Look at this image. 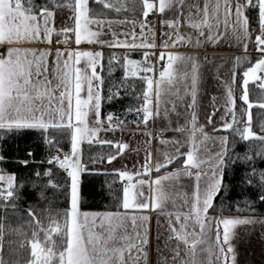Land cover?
<instances>
[{
    "label": "snow or ice",
    "instance_id": "6c2138e0",
    "mask_svg": "<svg viewBox=\"0 0 264 264\" xmlns=\"http://www.w3.org/2000/svg\"><path fill=\"white\" fill-rule=\"evenodd\" d=\"M137 3L140 5L139 17L130 20L128 14L136 15ZM66 8L72 12L73 24L60 29L51 26L56 12ZM157 12L161 14L159 23L162 28L170 29L161 32L159 45L155 42V24L147 19ZM166 12L171 15H163ZM122 13L125 15L120 18ZM182 22L189 24L195 36L185 37L180 33ZM121 36L125 39H120ZM227 38L244 49V56L240 59L249 66L240 77L239 96L235 95L231 85L228 86L225 104L231 105L226 110L231 122L221 115L222 128L231 130L243 141L253 139L260 142L258 150L253 151L250 147L242 156L234 151L235 141L230 147L228 136H211L205 126L198 123L200 66L196 58L159 51L160 48L182 45L186 40L198 46L201 42L218 43ZM34 43L54 47L28 46ZM83 43L100 49H126L125 56L120 59L110 54L107 62L109 74L115 66L113 61L121 67L135 64L144 73L139 79L146 85L145 89L137 96L132 85L127 83L126 75L119 83L111 82L108 91L102 95L105 81L97 69L104 66L101 63L104 52L82 50L79 46ZM72 44L77 47L70 48ZM250 45L256 56L249 53ZM139 49H145L141 52L142 62L128 58ZM165 59L167 63L159 71L158 79L148 75L155 71L154 61ZM185 61L190 62V73L174 67ZM250 77L264 92V0H158V3L157 0H0V163L6 159L2 145L9 135L39 130L45 143L56 148V154L50 156L47 163H58L71 180L70 208L63 212L62 218L59 214L57 218L50 217L51 227L44 230L43 246L40 233L33 232L32 264H228L229 256L235 264L232 242L236 226L264 221L249 217L217 218L210 215V210H215V198L226 191L224 170L229 162L251 165L244 174L243 183L257 189L258 198L264 203V169L255 167L256 158L264 160V135L251 128L249 109L254 105L249 101ZM121 88L125 93L131 90V94L142 102L126 111V115L135 113L139 117L132 121L137 127L140 123L147 126L149 120L161 112L164 116L175 113L180 117L183 115L179 111L181 105L185 112L192 111L182 126L171 129L180 133L182 139L159 140L162 145H170V149L161 152L155 162L152 152L146 151L142 171L117 170L116 175L127 185L122 186L121 196L117 198L120 210L81 212L79 173L87 169L81 165L80 145L114 146L118 153L129 147L125 142L99 135L122 130L128 123L113 114L104 116L101 111L102 101L111 102L119 97ZM185 97H190V102ZM211 99L215 104L217 98L213 96ZM237 100L247 105L239 119L235 115ZM256 106L264 109V103ZM218 111L214 107L208 116V123L213 124L214 129L212 118ZM241 123L243 127H239ZM259 129L264 133V123L259 124ZM53 130L69 136L70 154L60 156L59 140L50 135ZM145 135L149 136L146 142L150 143L151 134ZM32 155L29 151L28 156ZM182 157L186 159L181 160V168L161 174L163 169ZM116 158L115 154L101 155L92 158V162L111 163ZM20 163L27 166L29 161L25 159ZM153 172L157 173L154 178ZM34 175L48 178L45 188L61 189V185L52 179L51 170ZM185 175L196 181L191 198L181 191L183 185L178 183ZM134 176L148 179L132 183ZM4 179L0 174V181ZM14 179V175L9 174L7 186L0 187V211L5 213L9 204L15 210L12 202L18 197ZM245 205L243 210L255 211L251 202L245 201ZM148 212L157 213L154 237ZM28 214L32 218L30 222L38 221L35 212L29 210ZM160 217H164V224H161ZM214 222L215 239L212 241L209 232L213 231ZM39 227L44 228L42 224ZM3 231L4 224L0 220V239ZM53 232L59 242L52 237ZM202 253L206 256L202 257ZM0 264H4L2 258Z\"/></svg>",
    "mask_w": 264,
    "mask_h": 264
},
{
    "label": "trees",
    "instance_id": "16d2710c",
    "mask_svg": "<svg viewBox=\"0 0 264 264\" xmlns=\"http://www.w3.org/2000/svg\"><path fill=\"white\" fill-rule=\"evenodd\" d=\"M131 7V5L129 6ZM136 15L128 14L129 19H137L139 17L140 5H136ZM58 11H70V9H61ZM71 12V11H70ZM125 14H121L123 18ZM55 38V37H54ZM63 39V36L60 37ZM73 45V44H72ZM104 52V60L101 62L103 68H98L97 71L104 78V85L101 89V94L106 93L110 87L111 82L119 83L122 77L127 75V83L132 85L139 96L145 89L144 85L139 79L144 75L135 64L127 67H121L119 63L113 61L115 65L111 69V74L108 70V58L115 55L118 59L125 56L127 50L122 49H102ZM252 56L257 54L253 51L251 45L248 49ZM142 50H136L128 57L131 60L142 62ZM244 53L238 55L235 78V95H240L239 81L243 71L249 66L241 57ZM126 64V61H123ZM254 63V60H253ZM135 73V75H133ZM148 75L152 76V73ZM249 101L254 106L249 109L251 114V128L252 131L264 135L260 132L259 124L264 123V109L256 106L259 103H264V92L262 90L255 91L253 83H249ZM142 102L131 94V90L125 93L124 89H120V96L111 102L102 101V114L107 116L113 114L126 120V125H135L132 123L133 119H139L132 115H126L129 107L139 106ZM247 105L242 101L237 100V109L235 115L237 119L240 118L241 113ZM247 117H245V121ZM241 123L239 127H243ZM226 136L229 137V144L231 147L232 141H235L234 151L241 156L249 151L251 147L253 151L258 150L260 142L250 139L243 141L239 136L234 135L231 130L225 131ZM50 135L59 140L57 147L59 152L66 155L71 148L70 138L67 134L51 131ZM82 150L81 163H93L92 158H97L101 155L107 157L110 155H117V149L114 146L83 143L80 145ZM2 154L6 158L4 162L0 163V174L14 175L15 195L18 197L12 203L15 205L13 210L9 204L7 212L0 211V220L4 224V231L2 239H0V258L3 259L4 264H32L31 244L33 242V232H39L41 238V245L43 246L44 230L51 227L50 217L57 218V214L62 218L63 212L70 208V177L67 172L61 169L58 165H50L47 163L46 155L49 151L56 153V148H50L44 140L39 130L25 131L9 135L3 141ZM29 151L33 154L28 156ZM27 159L29 163L27 166L22 165L20 161ZM181 160L168 165L167 169L162 172L177 168L182 165ZM103 163V162H96ZM251 165L244 164L239 161L235 163H228L225 168V177L223 180L226 185V191H222L214 200L215 210H210L211 214L226 215H264V203L260 202L258 198L257 189L249 187L243 183L244 174L250 169ZM255 167L257 169H264V160L255 159ZM51 170L53 173L52 179L59 185L60 190L45 188L48 182L47 177L37 178L34 173H44ZM155 173V172H154ZM157 174V173H155ZM123 181L116 175V172H82L79 176V208L81 210H99V211H116L120 210L118 197L121 196ZM22 186V187H21ZM41 192L44 193L43 198ZM245 201L251 202V207L255 211L243 210L246 208ZM5 203H9L5 201ZM241 209V210H238ZM32 210L35 212L38 221H32L28 212ZM43 225L41 229L39 225ZM52 237L59 242V237L55 236L53 232ZM46 255V253H44Z\"/></svg>",
    "mask_w": 264,
    "mask_h": 264
},
{
    "label": "crops",
    "instance_id": "0c3cea01",
    "mask_svg": "<svg viewBox=\"0 0 264 264\" xmlns=\"http://www.w3.org/2000/svg\"><path fill=\"white\" fill-rule=\"evenodd\" d=\"M151 2V0H150ZM158 3V0H157ZM165 16H170V13L163 14ZM72 16V12L70 11H57L54 20V26L57 29L68 27L73 24V21L70 19ZM161 18V14L158 12L156 15L150 14L147 18L148 20L152 21L155 24V42L157 45L160 44L161 40V32L170 29L162 28L159 20ZM129 19V18H128ZM135 20V19H130ZM122 31L125 30L124 28L121 29ZM139 32V28L136 29ZM147 34V30H145ZM180 33L185 37L188 36H195V32L193 29L189 27L187 22H182L180 24ZM120 39H125V37L121 36ZM130 39V37H129ZM139 42V38L137 40ZM34 48L46 49L52 48L54 45L44 44V43H34L32 45H28ZM58 46V45H56ZM70 48H76L75 44L70 45ZM82 50H102L96 45H85L81 44L79 46ZM108 49V48H104ZM115 49H122L124 48H115ZM145 51V49H139ZM148 51L156 52L157 49H149ZM159 51L161 52H173L179 53L184 56H192L196 58V63L199 64V75H200V85H199V92H198V104L196 108V114L198 117V123L205 126V131L208 132L211 136L219 137V136H226L225 131L222 128L224 123L223 120L220 119V116L223 115L225 120L231 122L230 117L226 114L227 107H231V105H226L225 101L227 99V89L228 86L231 85L235 92V79L233 78V73H235L236 78V66H237V58L238 55L244 53V49L240 47L235 41L231 40L230 38L223 39L218 43L212 42H201L198 46L192 42H186L182 45H177L171 49H163L160 48ZM160 65L163 70V65H166L167 60L159 61ZM83 63V61H82ZM174 67L178 68L181 72L188 71L191 72L190 62L185 61L182 64L177 63ZM152 77L154 79H158L159 75L155 72L152 73ZM190 83V80L188 81ZM250 83H253L252 80ZM166 87V85H165ZM215 96L216 102L213 104L212 97ZM185 100L190 102V97H185ZM168 107H171L168 105ZM218 108L219 111L217 112L216 116L212 119L215 124V129L213 124L208 123V116L213 111V108ZM179 111L183 113L180 117H177L175 113H170L168 116H164L163 112L161 115L154 116L152 119L149 120L147 126L143 125L142 123L139 124V127L135 125H126L127 129L124 131H117V132H108L104 133L101 132L99 135L101 138L109 139L117 142H125L129 145L127 149H125V157L121 158L117 161V164L112 163L109 169H93L88 163H81L83 168L87 170L81 171L82 172H117V170H127L130 173H135L137 171H142L141 166L139 164L137 166H129V160L135 161L139 158L137 154L139 153V148H143L146 151H150L153 154V162H155L157 156L164 151H168L170 149V145H162L159 143L161 138L163 139H182L181 134L173 131L171 129L180 127L185 123V117L189 116L191 113V109H188L186 112L184 111V106L181 105ZM191 127V125H188ZM147 133L151 134L150 143L146 141L149 140V136L145 135ZM185 151L186 149H181ZM69 154V152L67 153ZM120 153L117 154V157ZM129 157H132L129 158ZM146 157V156H145ZM182 159H186V157H182ZM140 160V159H139ZM70 161V159H69ZM108 162L103 163H95V164H102L103 166L107 165ZM69 164H71L69 162ZM127 165V166H126ZM181 166L167 170V171H175ZM127 168V169H126ZM68 170H71L69 168ZM166 172V171H164ZM164 172H161L163 174ZM79 173V176H80ZM5 179L4 181H0L1 187H6L5 183L7 182L8 175L3 174ZM154 172L152 173L153 178L156 176ZM138 179H145L147 180L148 177L141 176V177H133L132 183H135ZM71 181V180H70ZM124 183V181H123ZM179 184L183 185L181 191L186 192L189 194L191 198V194L195 189V178L189 176H183L178 182ZM7 184V183H6ZM145 195H148L147 192V185L144 187ZM78 198H79V187H78ZM71 203V202H70ZM81 212H109V211H99V210H81ZM118 211V210H116ZM115 212V211H112ZM151 217V228H152V236H155L156 231V212H148L146 213ZM214 217H249L254 220L264 221V215H238V214H226V215H216L211 214ZM161 224L165 223L164 217H160ZM222 230L223 226H219ZM235 231V238L233 240V247L235 250V264H264V223H252L247 225H238L234 229ZM210 240L214 241L215 239V222L213 224V231L209 232ZM152 244H155V240H152ZM201 256H206V253H202ZM228 264H233L231 256H229Z\"/></svg>",
    "mask_w": 264,
    "mask_h": 264
},
{
    "label": "rangeland",
    "instance_id": "374dc122",
    "mask_svg": "<svg viewBox=\"0 0 264 264\" xmlns=\"http://www.w3.org/2000/svg\"><path fill=\"white\" fill-rule=\"evenodd\" d=\"M83 44H85V45H88V46H91V45H89V44H87V43H83ZM254 64V63H253ZM250 79V81L252 80V78L250 77L249 78ZM127 129V126H125L122 130H117V131H124V130H126ZM117 131H115V132H117ZM71 153V148H70V151H69V154ZM146 154V150L145 149H141V148H139V153L137 154V156H136V158L138 157L139 159L138 160H135V161H133L132 162V160H129V166H137L138 164H139V166H142L143 164H144V162H145V155ZM117 156V155H116ZM123 157H125V150H123L121 153H120V155L115 159V160H113L111 163H107V165H105V166H103L102 164H95V163H88V164H90L91 166H93V169H98V170H102V169H109L110 167H111V164L112 163H114L115 162V164L116 165H118L117 164V161H119L121 158H123ZM129 158H131L132 159V157H129ZM70 163H72V161H71V157H70V161H69ZM127 166V165H126ZM127 169V168H126ZM127 171H128V169H127ZM130 172V171H129ZM71 182V181H70ZM7 183V182H6ZM5 183V186H7V184Z\"/></svg>",
    "mask_w": 264,
    "mask_h": 264
},
{
    "label": "built area",
    "instance_id": "2783aa9c",
    "mask_svg": "<svg viewBox=\"0 0 264 264\" xmlns=\"http://www.w3.org/2000/svg\"><path fill=\"white\" fill-rule=\"evenodd\" d=\"M154 63H155V71H154V72H155L156 74H159V71L162 70V67H161V65H160V62H159V61H154ZM258 75H261V74L258 73ZM253 88H254L255 91H259V90H261V89L257 86V83H254V82H253ZM55 154H56V153H53L52 151H49V152L47 153V155H46L47 160L50 158V156H53V155H55ZM59 154H60L61 157L64 156L63 153H61V152H59ZM56 165L59 166L58 163H56ZM63 170H64V169H63ZM64 171H65V170H64ZM65 172H67V171H65ZM122 186H127V185H126L125 182H124ZM0 187H1V185H0Z\"/></svg>",
    "mask_w": 264,
    "mask_h": 264
}]
</instances>
